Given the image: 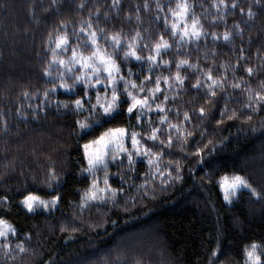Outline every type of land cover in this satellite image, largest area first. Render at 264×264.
Returning a JSON list of instances; mask_svg holds the SVG:
<instances>
[{
  "label": "trees",
  "instance_id": "16d2710c",
  "mask_svg": "<svg viewBox=\"0 0 264 264\" xmlns=\"http://www.w3.org/2000/svg\"><path fill=\"white\" fill-rule=\"evenodd\" d=\"M177 4H187L185 21L190 27L197 21L198 38L181 39V21L172 15L179 11ZM173 23H178L175 35ZM81 27L96 31L101 49L121 65L120 75L137 85L149 76L145 89L153 88L160 77L155 102L150 93H138L148 95L153 103L141 123L123 110L115 119L98 114L101 123L93 124L86 134L75 122L92 117L88 111H74L72 103L82 94V86L72 92H49L47 98L43 95L64 71L53 63L57 36L67 34L69 40L67 52L56 50L57 60L68 61L77 45L78 54H90ZM112 35L121 41L116 51ZM161 37L169 47L161 49L156 63H151L147 57L156 55L153 49ZM129 43L140 61L123 59ZM182 60L188 63L178 70ZM45 68L50 77L44 75ZM247 68H252L251 76ZM78 70L79 66L74 72ZM177 71L182 84L176 80ZM209 73L217 81L215 96L209 94ZM197 81L199 85L193 87ZM261 81L264 0H0V195L10 198L8 207L0 208V216L16 228L17 236L10 238L12 248L24 241L27 249L15 260H6L0 253V264H245V248L253 242L264 261V200L246 189L228 204L219 184L222 177L242 174L257 191H264V110L250 113L244 108L249 87L264 91ZM117 87L122 90L123 82ZM155 103L165 111L156 110ZM233 111L239 118L228 119ZM242 113L252 115V120L246 121ZM165 115L167 121L161 123ZM118 127L129 133L140 131L148 146L153 142L145 140L143 133L159 129V138L165 140L163 146L156 142L164 152L158 161L164 175L145 157L134 156L133 169L126 158L123 163L109 159L107 172L102 167L99 174L113 189L123 191H117L114 200L110 196L105 203L81 208L93 182L85 171L89 165L83 146ZM169 135L171 148L166 146ZM206 144L200 162L194 152ZM176 161L179 179L175 171L168 176L172 169L166 168L170 163L175 168ZM53 170L57 178L49 185L45 180ZM28 192L44 199L57 194L61 199L55 209L28 213L20 204ZM62 225L77 230L61 232Z\"/></svg>",
  "mask_w": 264,
  "mask_h": 264
},
{
  "label": "snow or ice",
  "instance_id": "6c2138e0",
  "mask_svg": "<svg viewBox=\"0 0 264 264\" xmlns=\"http://www.w3.org/2000/svg\"><path fill=\"white\" fill-rule=\"evenodd\" d=\"M223 3V0H221ZM233 7L235 4L233 3ZM177 8L179 11H172V15L178 19H182L187 13V4H177ZM243 11V10H241ZM249 15L252 13L249 10ZM88 29L92 28L91 23L88 24ZM178 29V23L172 24V32L173 35L176 34ZM81 32H85V35L88 37L87 44L91 45L90 54L85 55L83 52L78 54L77 45L71 49V58L66 62L64 59H56L57 57V49H62L64 52L69 50V40L67 34L59 35L56 38V48L53 49V63H58L64 71L59 72V82L57 83L55 80L53 81V86L51 89L46 90L44 92L45 98L49 96V92H55L58 89H63L66 92H72L76 89L78 85L82 86V94L79 95V98L72 101L74 104V111L77 113L88 111L92 117V120L86 117L84 120H76V126L86 134L89 130H92L93 124H100L101 120L97 118L98 114H102V117H111L113 119L116 118L117 115L121 113V111H125L129 118L135 116L137 123H141L142 116L144 115V111L147 110L151 112L153 110V103L158 97L155 95L160 92V77L156 78L154 88H148V93L151 94V101L148 95H139L138 93H143L145 91L144 81L150 80L149 76H145L143 80H141L140 84L137 85L135 81H131L127 79L125 76L120 75L122 68L121 65L117 64L116 59L113 54H109L101 49L98 43L97 33L96 31L86 32L83 27L80 29ZM101 31H103L101 29ZM181 39L184 37H192L198 38L200 36V31L197 29V21L194 19L191 30L188 25L185 24L183 29L180 30ZM225 39H228V35L225 34ZM112 45L114 46V51L118 50L121 46V41L118 35H112L110 37ZM87 46V45H86ZM169 44L167 41L160 38V42L155 45L153 51L156 55H149L147 57L148 61L151 63H156L157 56L160 55L161 49H167ZM128 58H133L137 61L142 59L141 56L137 54V51L134 47V44L129 43L127 45V50L124 52V60ZM161 63H166L161 61ZM186 60H182L177 64V69L181 67L183 64H187ZM79 65L78 72H74L76 66ZM191 67V65H189ZM91 70L86 71V70ZM151 71V69H149ZM249 76L252 75V68H247ZM101 73L106 75L102 76ZM129 75H131V69H128ZM45 76H51V72L48 68L44 70ZM68 78H71V83H69ZM208 80L212 81L211 84L208 85L209 94L211 96H215L216 92L213 90L214 86H216L217 81L213 79L211 73L208 74ZM165 84L168 83V77H164ZM176 80L179 83H183V77H181L179 71L176 73ZM123 82V89H119L117 85ZM199 85V81L193 85V87H197ZM236 88H239V84L233 85ZM261 87L264 88V81H261ZM95 89V92L90 90ZM103 91L104 95L101 97L100 91ZM135 90V91H134ZM248 98L247 102L244 104V108L248 109L251 112H258L264 110V91H253L250 87L248 88ZM23 95L27 97L29 93L24 92ZM95 96V102L91 103L92 96ZM168 99L167 96H164V100ZM87 105V107H86ZM65 107L68 105L65 104ZM155 109L159 112L163 113L165 111L164 107L161 106L160 103H155ZM201 116L204 115L205 109L203 107L200 108ZM226 109L221 111V117L226 114ZM243 118L246 121L252 120V115L242 113ZM239 118L236 111H233L231 115L228 116V119ZM184 119L187 121L189 119L188 114H184ZM167 121V116L161 117V123ZM217 123H221V121H217ZM170 128H176L179 132L180 129L176 127V125H169ZM159 129L157 127L151 128V133L144 132V139L151 140L153 142L152 146L146 145V143L142 142L140 139L141 132L137 130L131 131L130 135L128 130L123 127L118 128H110L106 132L101 133L96 139L90 141L85 144L83 147L85 149V157L88 161L89 167L85 169V171H93L99 170L101 167L107 172L108 164L105 159L107 156H111L113 163L117 160H120L123 163V159L126 158L127 164L130 169L134 168L135 161L133 159L134 156L137 157H145L147 158V163L150 166L155 164L159 175L163 176L164 172L159 169V159L164 155L163 149L159 147L156 142L159 141V145H165V140H162L158 136ZM183 135V133H182ZM188 136H191L192 133H187ZM126 141H130L131 149L126 147ZM211 140L208 141V144H212ZM173 144L172 137L169 135L167 137L166 146L171 148ZM208 145H204V148H196L194 155L198 158L200 162L203 160V152L204 149H207ZM91 149V151H89ZM179 161L175 162V168H172L171 163L166 166V168H171L172 170L168 172V176L172 175V172L175 171L177 173L176 179H179ZM56 173L53 170L50 175L46 178L45 183L50 185L51 180L56 179ZM153 179L155 177L153 176ZM105 187H98V181L94 180L92 184V189L90 192L85 193L84 197H82V201L85 199L89 201L101 200L105 201V197L99 195L100 193H110L111 198L114 200L117 191H123V189H113L108 182V179L105 178L103 181ZM147 183V181H146ZM220 187L224 190V199L226 202L231 203V197L235 196L241 189H247L252 197H256L257 199L264 200V191H257L256 187L250 182L249 178H246L242 174L234 175L230 182L227 177H222L220 182ZM61 197L57 194H52L51 199H44L39 195H36L32 192H28L23 195V198L20 200V204L28 213H34L38 209H42L44 211H49L50 209H55L60 201ZM10 198L5 195H0V208L6 209L9 205ZM85 206L84 203H81L79 207L83 208ZM77 229L75 226L71 228L66 226H61V232L72 231L75 232ZM17 236L16 228L9 224L2 216H0V253L3 254L6 260H15L16 255L25 253L27 251L25 247L24 241H17L15 248H12V240L10 237ZM259 245L253 242L250 248H245V264H264L262 261L261 254H258L257 249ZM217 251H212V256H216ZM215 264V262H212Z\"/></svg>",
  "mask_w": 264,
  "mask_h": 264
},
{
  "label": "rangeland",
  "instance_id": "374dc122",
  "mask_svg": "<svg viewBox=\"0 0 264 264\" xmlns=\"http://www.w3.org/2000/svg\"><path fill=\"white\" fill-rule=\"evenodd\" d=\"M186 15V14H185ZM181 21V30L183 29V27H184V25L185 24H187L186 23V21H185V16L182 18V19H179V22ZM178 22V23H179ZM188 25V24H187ZM191 26H192V24H191ZM188 27H189V29L191 30V27L188 25ZM106 52V51H105ZM67 62V61H66ZM77 66H79V65H77ZM76 66V67H77ZM86 71H91L90 69L89 70H86ZM101 75L102 76H104V75H106V74H104V73H101ZM148 88H151L150 86H147V88L145 89V93H148V91H147V89ZM154 88V87H153ZM129 133V132H128ZM129 135H130V133H129ZM126 147H128L129 149H131V144H130V141H126V145H125ZM85 150V149H84ZM89 151H91V149L89 150ZM105 159H106V161L107 160H109V159H111V156L109 155V156H107V157H105ZM87 163H88V161H87ZM100 169H102V167L100 168ZM100 169L99 170H93V171H91L90 173H91V175H92V177H93V181L94 180H96V181H98V187H100V188H104L105 187V185H104V183H103V181H104V179L106 178L105 176H101L100 174H99V171H100ZM225 177H227L228 178V181L230 182V180H231V178L233 177V176H225ZM220 182H221V179H220V181H219V184H220ZM92 184H93V182H92ZM92 189V185H91V187H90V189L87 191V192H90V190ZM220 189H221V192H222V194H223V198H224V190L220 187ZM242 190H246V189H241L235 196H233V197H231V200H232V202H234L235 200H236V198L238 197V195H239V193L242 191ZM86 192V193H87ZM99 195H102V196H104L105 197V201L111 196V194L110 193H100ZM225 200V199H224ZM105 201H101V200H94V201H89V200H87V199H85L84 201H83V203L85 204V205H88V204H91V203H94V202H101V203H105ZM226 202V201H225ZM231 202V203H232ZM226 203H228V202H226ZM231 203H228V204H231ZM38 210H42V209H38ZM50 210H52V209H50ZM44 211V210H43ZM11 238V237H10ZM146 239V237H143V240H141L140 242H142V241H144ZM139 243V242H138ZM156 244H155V242H154V244L152 245L151 243L149 244V247H154ZM250 248V247H249ZM150 249V248H149ZM158 250L161 252V249L160 248H158ZM257 252H258V254H261V249H260V247H258V249H257ZM262 256V255H261ZM262 261H263V257H262Z\"/></svg>",
  "mask_w": 264,
  "mask_h": 264
}]
</instances>
